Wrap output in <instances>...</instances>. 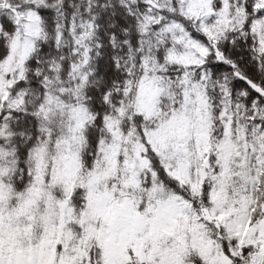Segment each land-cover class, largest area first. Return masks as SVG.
<instances>
[{
  "label": "snow or ice",
  "instance_id": "1",
  "mask_svg": "<svg viewBox=\"0 0 264 264\" xmlns=\"http://www.w3.org/2000/svg\"><path fill=\"white\" fill-rule=\"evenodd\" d=\"M0 264H264V0H0Z\"/></svg>",
  "mask_w": 264,
  "mask_h": 264
}]
</instances>
